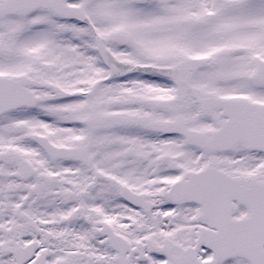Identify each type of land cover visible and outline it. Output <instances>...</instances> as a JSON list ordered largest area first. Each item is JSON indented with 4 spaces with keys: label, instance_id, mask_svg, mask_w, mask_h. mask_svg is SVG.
Here are the masks:
<instances>
[{
    "label": "snow or ice",
    "instance_id": "6c2138e0",
    "mask_svg": "<svg viewBox=\"0 0 264 264\" xmlns=\"http://www.w3.org/2000/svg\"><path fill=\"white\" fill-rule=\"evenodd\" d=\"M0 264H264V0H0Z\"/></svg>",
    "mask_w": 264,
    "mask_h": 264
}]
</instances>
